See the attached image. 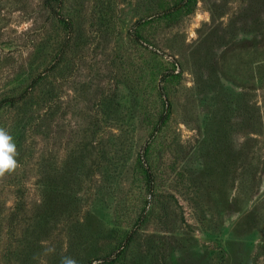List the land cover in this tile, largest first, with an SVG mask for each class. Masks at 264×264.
<instances>
[{
  "label": "rangeland",
  "instance_id": "1",
  "mask_svg": "<svg viewBox=\"0 0 264 264\" xmlns=\"http://www.w3.org/2000/svg\"><path fill=\"white\" fill-rule=\"evenodd\" d=\"M4 98L0 264H264V0H0Z\"/></svg>",
  "mask_w": 264,
  "mask_h": 264
},
{
  "label": "clouds",
  "instance_id": "2",
  "mask_svg": "<svg viewBox=\"0 0 264 264\" xmlns=\"http://www.w3.org/2000/svg\"><path fill=\"white\" fill-rule=\"evenodd\" d=\"M17 145L12 135L4 128L0 127V178L6 174L14 173L21 167L17 157ZM54 249H48L53 251ZM60 264H77V261L71 257H61Z\"/></svg>",
  "mask_w": 264,
  "mask_h": 264
},
{
  "label": "trees",
  "instance_id": "3",
  "mask_svg": "<svg viewBox=\"0 0 264 264\" xmlns=\"http://www.w3.org/2000/svg\"><path fill=\"white\" fill-rule=\"evenodd\" d=\"M11 100H13V98H12V99H8V98L1 99V100H0V108H1L5 103H7V102H9V101H11ZM146 177L148 178V182H149V184H151V183H150V181H151V176H150V173H149V172H147Z\"/></svg>",
  "mask_w": 264,
  "mask_h": 264
}]
</instances>
